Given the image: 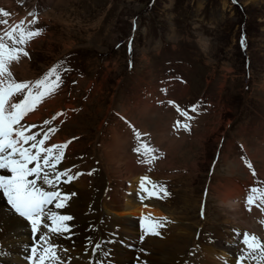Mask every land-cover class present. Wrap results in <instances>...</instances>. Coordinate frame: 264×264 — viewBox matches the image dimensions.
Listing matches in <instances>:
<instances>
[{
	"label": "rangeland",
	"instance_id": "obj_1",
	"mask_svg": "<svg viewBox=\"0 0 264 264\" xmlns=\"http://www.w3.org/2000/svg\"><path fill=\"white\" fill-rule=\"evenodd\" d=\"M233 1L235 5L229 0H0V21H7L0 24V36L8 48L22 49L17 60L6 61L3 79L6 83L31 85L43 71H48L47 66L72 55L78 66L68 75L74 84L73 92L71 96L62 92L61 105H69L73 116L65 124L62 139L84 137L80 145V141L73 144L67 159L75 166L80 162L76 156L88 154V163L83 160V167L91 169L101 161L98 174H102L98 178L83 176L75 184L80 180V193L84 191V195L94 193L95 198L90 197L91 201L85 198L84 203L90 205L89 211L94 207L100 213L102 207L95 204L96 200L101 203L102 197L106 206L116 195L122 204L123 189L129 190L134 178L141 182L138 177L144 173L152 179V186H157L159 193L154 203L171 217L169 227L177 222L191 232L189 238L182 239L183 248L174 251L176 247L171 246L174 252L168 264H179L184 257L195 264V257L188 255L192 246L200 248L204 260L211 258L214 264H222V259L216 260V252L212 256L208 247L215 233H229L230 227L239 224L237 215L225 206L230 198L244 196L248 200L252 196L260 205L257 210L264 213V0ZM34 6L40 10L37 16L31 15ZM135 21L139 29L135 68L130 71L124 46L134 34ZM17 25H22L24 32L28 26L39 34L28 38L26 44L13 45L5 32H11ZM20 32L17 28L15 35ZM23 66L27 68L25 72ZM79 68L84 74L81 79ZM92 82L96 83L94 96L82 101L80 95ZM202 96L216 98L219 107L208 115L207 123L195 135L186 137L182 133L188 115L178 114L174 118L173 112L164 119L166 133L155 128L151 115L154 110L157 121L160 107L153 109L152 98L157 104L162 99L163 107L166 97L174 98L177 106L185 108ZM53 104V111L46 108L40 120L61 108ZM79 107L81 111L72 114ZM125 115L148 135L143 134L140 140L137 137L132 142L128 137L126 150L120 157L113 155L120 165L115 167L110 162L108 144L116 132L126 135L123 131L126 125L121 121ZM37 116H33L35 120ZM91 141L92 149L85 151L82 146H88ZM115 142L119 147L125 145L120 138ZM142 145L152 151L148 155L143 151L137 153L135 149ZM133 155L142 156L148 170L135 165ZM95 156L100 160L95 161ZM127 164L135 165L132 174L125 171L129 169L125 167ZM127 181L130 182L126 184ZM237 185L235 192L227 196ZM253 188L258 191L252 192ZM244 189L249 192L246 196L242 194ZM74 190L79 192L77 186ZM238 202L232 201L231 206L236 204L240 209ZM112 205L107 212L114 211ZM203 206L206 217L202 219ZM99 224V239L106 240L111 230L119 228L115 223L109 227L104 220ZM200 230L206 233L201 236L202 243L193 238L195 231ZM8 232L0 230L2 248H5L2 239ZM23 246L26 247L25 243ZM232 248L229 254L235 263V248ZM219 249H216L218 253ZM196 254L199 255V249ZM70 256V263L74 264Z\"/></svg>",
	"mask_w": 264,
	"mask_h": 264
},
{
	"label": "snow or ice",
	"instance_id": "obj_2",
	"mask_svg": "<svg viewBox=\"0 0 264 264\" xmlns=\"http://www.w3.org/2000/svg\"><path fill=\"white\" fill-rule=\"evenodd\" d=\"M7 15L8 13L5 12L4 16ZM5 23L7 21H0V24ZM21 27L22 25H17V28ZM17 28H13L11 32H5L13 45H23L28 38L39 34L29 30L21 31L17 36L15 35ZM21 51L22 49L15 47L8 48L4 43V37L0 36V170L11 173L10 177L0 174V191L7 198V203L10 209L14 210V214H18L30 224L33 244L29 246V259L33 260V264H70L71 258L65 260L57 251V249L68 250L53 242V236L62 237L65 233L70 234L72 227L67 222H70L73 217L56 211L66 207L67 201L75 195V193H63L60 190V183H69L74 178L68 175V170H58L66 145L43 148L49 136L44 135L43 138L37 139L38 134H28L34 126H29L26 131L25 126L20 124L23 116L32 110L36 97H42L44 92H38L34 96L29 90L22 102L11 103V97L28 89L29 85L11 81L6 83L3 79L6 75V61L10 63L17 60ZM23 55H27V52H23ZM7 74L10 75V73ZM43 84V81H38L36 88H41ZM182 115L187 116L186 113ZM142 147L145 155L152 151L147 145ZM135 151L140 153L141 149L137 148ZM146 180L147 177L141 179V189L146 195H150L157 186L151 189L145 188ZM45 187L51 190H45ZM251 191L258 190L253 188ZM252 199L253 197L249 196L248 202L251 203ZM161 226L158 223L147 224V230L158 234L154 230ZM38 234L39 239H36ZM255 242V236L249 239L247 234L244 235V244L252 251L259 246ZM95 248L99 249L100 245H95ZM243 258L244 254L241 253L240 259Z\"/></svg>",
	"mask_w": 264,
	"mask_h": 264
},
{
	"label": "bare ground",
	"instance_id": "obj_3",
	"mask_svg": "<svg viewBox=\"0 0 264 264\" xmlns=\"http://www.w3.org/2000/svg\"><path fill=\"white\" fill-rule=\"evenodd\" d=\"M15 66H13V67H15ZM17 68L18 67H16V69ZM24 68L27 70V68L25 66H23L22 72H25ZM12 70H13V68H12ZM51 106L53 107L54 104H52ZM162 111L163 110L159 109V112L157 115V121L154 123H155V128L159 129V131L161 133H164L166 131V127H165L166 124L164 122V119L168 116L169 113H172V110L171 109L165 110L163 115H162ZM33 116H37L36 119H39L41 117V110L39 112H36L34 115H32V117L30 119L31 122L32 121L35 122V119H34L35 117H33ZM171 121H173V119ZM127 131H128V129H127ZM116 138H120L121 142H125V146L123 145L122 147H119L118 144L115 142ZM126 139H128L127 135H124L122 133L120 134L117 132L115 134V136L113 137L112 142L109 144L108 155L110 158V162L112 164H114L115 167H120V165L117 164L118 162H115L114 156L120 157L122 151L126 150V145H127ZM69 165H71L70 162H68L65 166H69ZM125 167L129 168L128 170L125 169V171L129 172L130 174H132V172L135 170L134 164H131V166H129L127 164V166H125ZM137 174H138V171L136 170L135 176ZM142 175H143V173L141 174V176ZM122 176H123V174H121V177ZM126 178H128V177H125V179ZM141 178H143V177H141ZM136 179L137 178H134L133 180L136 181ZM140 181H141V179H140ZM84 183H85V181H84ZM76 186H77V190H79V192H77V194L72 196L71 199L68 200V203H69L70 207L72 208V210H71L72 213H74L75 216H76V214L78 215L79 222L76 221V223L79 224V223H84V221L86 219H92V218H95L97 216L95 215V216H90L88 218H84L83 211H85V210H83V209H86V207H87V205H85V203H84V199L87 198V200L91 201L89 198L93 197V195H92V193H90L91 196H88V194H89L88 191H86L88 194L85 193V195H84V191L82 193H80V191L82 190V185H81L80 181L78 183L76 182V184L71 187L69 192L75 191L74 189ZM238 187H239V185L235 186L232 190H229L227 193V196L230 195L231 193L235 192V190ZM130 189H132V186H130ZM135 189H136V187H135ZM247 190L248 189H244V192H242V194L245 195ZM229 200H230L229 201L230 203H228V201L226 203L224 202L225 206L228 209H231V212L233 214L237 215L235 217V219L239 220L238 221L239 225L242 227H248L247 225L244 224V223H246V224H249L250 226H253L254 222L251 220V218L249 216H247V214H245L242 209L236 208V207H238V205L235 204L236 206L235 205L231 206L232 201L234 203H236V201L240 200L239 197L238 196L233 197V198H230ZM112 203H113V205H112ZM120 203L117 200L116 195L112 196V202L109 205L106 204V206L104 205V202L100 203L97 200L95 201V204L96 205L100 204L103 211L106 212V214L103 216L108 217L109 215H111V212H107V210L109 211V209H108L109 206H111V205L113 206V209L115 211L116 216L115 217L112 216L113 219L109 218V221L112 224L115 223V224L119 225L120 226L119 228H122V230L117 232L118 234L122 233V235L126 236V233L128 232L129 242L135 240L138 236V230H137L138 224L134 221L137 216H140L141 214H149V215H153L154 217H158V216H162L163 213H165L164 211H162L161 209H158V208L146 207L143 209V207L141 205L136 204L131 199L125 198L124 203H122V204H120ZM227 204L229 207L227 206ZM238 204H239V202H238ZM233 208H236L235 210H237L240 213L236 214L235 210H232ZM101 227H103V226L101 225ZM104 228H106V227H104ZM164 228H166V226H164ZM3 229L9 230L8 234L5 235V237H3L2 240H3L5 248H7V250H9V252L11 253V255H9V256L5 255L6 258H5V256H1L2 258H5L3 260V263L4 264H33L32 259H29V256H30L29 246L33 244L31 227H30V225L26 224V220L24 218L18 217L17 214H14V212L11 209H9L8 205H6V203L4 201L3 195L0 193V230H3ZM173 232H175V235L172 236ZM189 233L191 234L188 227H181V226H179V224H176V225H172L167 230V233L165 231L161 232V234H164L162 236V239L151 238V239H149V242L147 240L146 243H148V244L145 243V245H144L147 250L144 251L145 256L143 258V261H146V258H147L146 263L150 262L147 264H168L166 262L170 261V259H172L173 252L184 247V245H183L184 242L182 239L186 240L187 238H189L191 236V235H188ZM195 233H196V231H195ZM195 233L193 234V238L195 236ZM219 233H221V232H218L216 237L221 239L220 237H222V235H219ZM85 237H87V235H85V234H83L79 239L77 237L76 238V244L74 246L70 247V249H71L70 254L74 258V260H73L74 264H90V262H91V252L85 253L83 255V252L85 250H87V247H86L87 241L84 239ZM36 239H39V234L37 235ZM61 241L63 243H65V245L68 246V243L65 242V240H61ZM88 242H89V240H88ZM178 242H181L182 244H179ZM24 243H25L26 247L23 246ZM8 246H11V247L17 246V247L16 248H14V247L9 248ZM171 246L176 247L174 251H172ZM217 247L220 248L219 249L220 251L219 250L218 251L221 252L222 244H220V243H216L215 245L208 247L209 252H212V256L214 255L215 252H216V254H218V252L216 250ZM79 254H81V255L78 257ZM116 255H117V259H120V256L123 259V261H121V262L119 260L120 264H131V262L134 260L133 259V253L129 252L128 250L123 249L120 246L116 247ZM77 258H78V260H77ZM213 261L214 260L209 258V259L205 260V262H207V263H205V262H203V263L204 264H214ZM70 264H72V263H70Z\"/></svg>",
	"mask_w": 264,
	"mask_h": 264
}]
</instances>
